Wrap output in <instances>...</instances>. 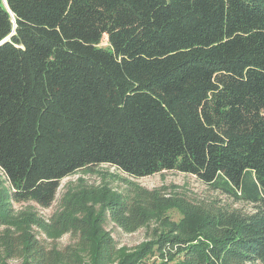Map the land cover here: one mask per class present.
Masks as SVG:
<instances>
[{"label":"trees","instance_id":"16d2710c","mask_svg":"<svg viewBox=\"0 0 264 264\" xmlns=\"http://www.w3.org/2000/svg\"><path fill=\"white\" fill-rule=\"evenodd\" d=\"M0 43L12 200L50 207L63 178L103 163L137 178L191 173L255 211L182 200L173 220L166 197H113L125 229L157 214L166 227L120 264H264V0H0ZM2 198L0 244L54 264L40 239L2 233ZM97 238L108 264L116 241Z\"/></svg>","mask_w":264,"mask_h":264},{"label":"rangeland","instance_id":"374dc122","mask_svg":"<svg viewBox=\"0 0 264 264\" xmlns=\"http://www.w3.org/2000/svg\"><path fill=\"white\" fill-rule=\"evenodd\" d=\"M102 45H108L107 36H104ZM11 190V184L0 169L1 207L6 212L2 233L9 237L27 233L40 239L47 247L58 252L54 264H102L95 242L97 237L102 236L112 237L116 241V251L108 264H120L128 254L137 251L143 243L166 229L159 224L163 214H157L137 228L125 229L110 212L109 203L113 197L120 196L123 201L134 202L135 199L151 195L166 197L171 201L163 210L171 214L173 220L182 217V200L201 206L228 205L248 213L255 211L253 203L238 200L223 188L214 187L191 173L165 170L137 178L105 163L80 169L63 178L50 207H42L33 200L16 202L10 197ZM75 219L89 221L98 231L97 234L90 236L92 232H85L84 227L77 226ZM67 250L73 254L72 260L66 257ZM11 251L7 242L0 244V264H25L29 257L26 247L19 254ZM147 264H159V260L153 256Z\"/></svg>","mask_w":264,"mask_h":264},{"label":"water","instance_id":"95a60500","mask_svg":"<svg viewBox=\"0 0 264 264\" xmlns=\"http://www.w3.org/2000/svg\"><path fill=\"white\" fill-rule=\"evenodd\" d=\"M13 33H14V31H13ZM13 33H12V34H13ZM12 34H11V35H12ZM11 35H10V36H11ZM10 36H8V37L5 38L3 41H1V43H3V42H5L6 40H8V39L10 38ZM1 43H0V44H1Z\"/></svg>","mask_w":264,"mask_h":264}]
</instances>
